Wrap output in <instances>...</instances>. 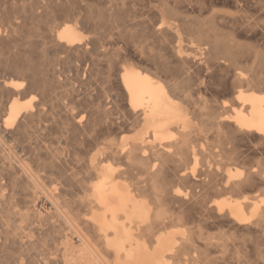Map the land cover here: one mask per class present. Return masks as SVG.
I'll return each instance as SVG.
<instances>
[{
	"label": "bare ground",
	"instance_id": "bare-ground-1",
	"mask_svg": "<svg viewBox=\"0 0 264 264\" xmlns=\"http://www.w3.org/2000/svg\"><path fill=\"white\" fill-rule=\"evenodd\" d=\"M240 20L0 0V264H213L219 222L250 237L234 264H264V52Z\"/></svg>",
	"mask_w": 264,
	"mask_h": 264
},
{
	"label": "rangeland",
	"instance_id": "rangeland-1",
	"mask_svg": "<svg viewBox=\"0 0 264 264\" xmlns=\"http://www.w3.org/2000/svg\"><path fill=\"white\" fill-rule=\"evenodd\" d=\"M214 9L220 13L236 16L241 19L238 24L237 41L242 45H246L252 50L260 51L262 53L264 52V0H214ZM145 18L146 16H141L138 14L134 20V23H137ZM149 43L150 40L148 42V39L144 41V45H148ZM123 136H131V134H129V132H124ZM183 187L185 186L180 185L181 190L185 189ZM211 224L212 225L209 224L210 226H207L208 229H206V231H208L210 235L213 234V237L226 234L225 237H228L227 235H229L230 238H233L230 239L228 251L225 252L224 255H222L223 253H221L220 249H217L218 251L214 249L210 251V253L212 252L210 257L213 260V264L236 263V261L231 257L232 247L230 246L235 243V245L242 247L243 242H245L244 240H246L243 247L248 250L251 246V243L249 242L250 237L248 238V235L243 234L241 229L239 230L233 228L227 223L219 222ZM239 242L241 244H238Z\"/></svg>",
	"mask_w": 264,
	"mask_h": 264
}]
</instances>
